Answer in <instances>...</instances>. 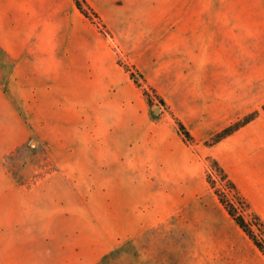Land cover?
Segmentation results:
<instances>
[{
	"label": "crops",
	"instance_id": "1",
	"mask_svg": "<svg viewBox=\"0 0 264 264\" xmlns=\"http://www.w3.org/2000/svg\"><path fill=\"white\" fill-rule=\"evenodd\" d=\"M88 1L112 35L75 0H0V113H12L13 123L17 113L30 114L31 132L43 128L45 113H73L83 133L97 113L107 134L123 126L147 136L153 130L145 160L158 180L200 179L202 154L211 155L264 221L259 116L201 154L173 119L145 113L143 88L118 61L120 51L205 141L264 102V0ZM10 148L8 141L3 149Z\"/></svg>",
	"mask_w": 264,
	"mask_h": 264
},
{
	"label": "rangeland",
	"instance_id": "2",
	"mask_svg": "<svg viewBox=\"0 0 264 264\" xmlns=\"http://www.w3.org/2000/svg\"><path fill=\"white\" fill-rule=\"evenodd\" d=\"M263 104L253 109L262 127ZM145 111L175 121L157 98L150 105L145 95ZM97 114L83 133L73 113H45L34 132L30 114L13 123L12 113H0V264H264L207 180L205 141L192 143L206 163L202 178L160 181L145 160L153 130L107 134ZM213 178L236 201L217 172ZM241 211L252 221L247 202Z\"/></svg>",
	"mask_w": 264,
	"mask_h": 264
},
{
	"label": "trees",
	"instance_id": "3",
	"mask_svg": "<svg viewBox=\"0 0 264 264\" xmlns=\"http://www.w3.org/2000/svg\"><path fill=\"white\" fill-rule=\"evenodd\" d=\"M77 6L80 8V10L89 17L97 26L98 28L106 33L111 34L112 31L109 29L107 24L104 22L102 16L100 13L92 6V4L88 0H75ZM118 61L121 65L125 67V69L129 72L131 78L143 88L144 94L147 97L148 103L150 105H154V100L157 98L159 102L164 105L165 108L168 110V104L166 100L162 97V95L158 92V90L150 85H146L143 83L144 74L136 67L135 64L130 63L129 61L123 60L121 57H118ZM142 79V80H140ZM150 92H153L152 95H150ZM156 97V98H155ZM262 108L264 109V104L262 105ZM173 115L177 130L179 134L183 137V139L187 143H194L196 141L194 135L191 133L189 128L186 126V124L177 116L173 111H170ZM260 113V109L257 108L248 114L240 117L239 119L233 121L226 127H224L219 132L212 135L210 138L205 140L206 145H214L229 136L230 134L234 133L236 130L241 128L242 126L246 125L250 121L254 120ZM206 159L209 162V169L207 171V180L210 183L211 187L215 190L216 194L218 195L220 201L225 206L226 210L230 214V216L236 221V223L244 230V232L254 241L256 246L263 252L264 254V239H260L258 237V234L253 228V223L258 227V230L263 234L264 236V221L261 219V217L255 213H253L252 221H249L246 219L245 215L242 213L241 208L244 207L246 202L243 200L241 195L239 194V191L237 189L236 184L229 178L227 172L225 169L221 166L219 161L212 157L207 156ZM217 172L220 178L226 182L228 187H230L234 191V196H236V201L231 199H226V196L224 193L220 190V188L217 185L218 180L214 177V173ZM253 222V223H252Z\"/></svg>",
	"mask_w": 264,
	"mask_h": 264
}]
</instances>
